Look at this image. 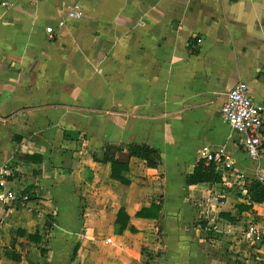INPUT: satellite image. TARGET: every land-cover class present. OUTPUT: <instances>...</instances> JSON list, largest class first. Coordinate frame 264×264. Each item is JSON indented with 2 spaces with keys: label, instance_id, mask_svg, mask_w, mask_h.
Returning a JSON list of instances; mask_svg holds the SVG:
<instances>
[{
  "label": "crops",
  "instance_id": "0c3cea01",
  "mask_svg": "<svg viewBox=\"0 0 264 264\" xmlns=\"http://www.w3.org/2000/svg\"><path fill=\"white\" fill-rule=\"evenodd\" d=\"M74 5L82 16L68 18ZM237 83L264 107V0H0V165L11 170L6 188L29 196L0 203V264H141L168 220L175 256L189 245L191 264H227L225 250L202 249L194 221L221 193L217 214L264 224V207L238 214L247 202L230 189L237 175L264 181V119L251 160L220 114ZM132 143L161 162L129 158L125 184L92 157ZM203 146L228 154L233 174L188 186ZM159 203V220L135 217ZM121 207L129 220L116 235ZM161 242L149 264H183ZM255 251L262 258L245 264H264V247Z\"/></svg>",
  "mask_w": 264,
  "mask_h": 264
},
{
  "label": "built area",
  "instance_id": "2783aa9c",
  "mask_svg": "<svg viewBox=\"0 0 264 264\" xmlns=\"http://www.w3.org/2000/svg\"><path fill=\"white\" fill-rule=\"evenodd\" d=\"M82 11L78 5H74L67 12L68 18H79ZM58 26H63V22H59ZM48 33L52 32L51 28H47ZM220 114L224 122L230 127L236 135V146L241 150L247 158L256 160L263 153V119L264 107L257 105L252 100L248 86L245 83L235 84L227 93L226 100L220 109ZM199 160L207 165H213L215 171L221 176L233 174V160L222 150H212L207 146L201 147L198 152ZM11 175L8 165H0V203L2 204H25L29 201V196L16 193L14 190L6 188L7 178ZM261 181V180H259ZM234 183L239 186L240 191L245 194V186L247 184L242 176H236ZM222 197L220 194L212 195L205 201L203 214L199 220H204L206 225L205 231L217 236H230L238 239L248 248L258 249L261 246L262 237L264 235V224L256 221L252 215L245 217V221L240 222L239 218L236 224L223 221L217 214V205H221ZM264 207V202L257 204ZM215 213V215H212ZM206 215V217H204ZM106 244H113L111 238L105 239Z\"/></svg>",
  "mask_w": 264,
  "mask_h": 264
},
{
  "label": "trees",
  "instance_id": "16d2710c",
  "mask_svg": "<svg viewBox=\"0 0 264 264\" xmlns=\"http://www.w3.org/2000/svg\"><path fill=\"white\" fill-rule=\"evenodd\" d=\"M77 135V134H76ZM64 138H69V133L64 132ZM76 139V136H75ZM111 150L114 151V155L111 156ZM123 154L125 157L120 158L119 155ZM98 155H101L98 158ZM94 161L109 163L111 167L110 177L113 180L126 183L122 178V173L128 171V160L129 158H136L144 162L147 168H156L160 162L161 158L155 149H152L145 144H121L116 146H106L98 152L92 154ZM222 181V176L220 173L215 171L213 165H205L203 161L199 160L193 168L192 173L186 176V185H197L202 183H220ZM245 194L242 198L247 202V204H240L235 206L237 208L238 214L244 211H249L253 204H260L264 202V181L250 180L245 186ZM162 209L161 203L157 205H151L149 208H143L135 214L137 218H147L153 220L160 219V211ZM219 218L234 224L236 219L235 216H231L230 212H220ZM129 220L128 215L124 212L121 207L117 213V218L114 225V232L116 235H122L126 229L127 222ZM202 228L205 227L206 223L200 224ZM161 233L160 228L157 229V234ZM261 246L264 247V235L262 237ZM76 249L73 254H75Z\"/></svg>",
  "mask_w": 264,
  "mask_h": 264
},
{
  "label": "rangeland",
  "instance_id": "374dc122",
  "mask_svg": "<svg viewBox=\"0 0 264 264\" xmlns=\"http://www.w3.org/2000/svg\"><path fill=\"white\" fill-rule=\"evenodd\" d=\"M234 193L238 194L240 192L239 186L238 185H233L230 188ZM221 194V193H220ZM223 200V199H220ZM220 207V206H219ZM203 208H200L198 210L199 211H203ZM218 209V207H217ZM189 219V216L186 218ZM199 222V223H198ZM204 221L203 220H199V221H194V224H202ZM201 227V225H200ZM201 232H199V239L202 240V249L206 250V251H210L209 253L212 256H219V251H221L223 249V251H226V258L228 257V259H226V263L227 264H245V261L250 262V260L256 262L258 261L256 258L260 257L262 258V256H260V254L256 253L255 250H253L252 248H248L247 246H245L243 243H241L238 239H234L233 237L230 236H217L214 235L212 233H209L208 231H205L204 229H199ZM161 233L156 234L155 233V243H158V246L160 248L152 250L150 247H146V248H142V259H141V264H149L150 262H152V257L156 258L159 257L161 258L162 255H164V251L159 250L163 247V242L161 241H165L166 244V248H168V256L166 257L170 262L171 260H174L175 258L178 257V252H181L179 255L182 258V262L183 264H188V260L189 263L190 262V258H185L184 256H186V251L189 245H184V247L180 248V251H177V254L175 256L174 251H175V243L177 242L176 239V235L174 233V227H173V223L172 221H169L165 224V229H164V234L165 236L162 234V231L160 230ZM159 241L161 244H159ZM212 247H216L219 248V250L217 251V249H215L213 251ZM221 249V250H220ZM217 251V252H216ZM185 254V255H184ZM192 255V253H191ZM224 255V254H223ZM30 260L34 261L35 263L39 262V258H37L36 256H32V258H29ZM43 263V262H42Z\"/></svg>",
  "mask_w": 264,
  "mask_h": 264
},
{
  "label": "water",
  "instance_id": "95a60500",
  "mask_svg": "<svg viewBox=\"0 0 264 264\" xmlns=\"http://www.w3.org/2000/svg\"><path fill=\"white\" fill-rule=\"evenodd\" d=\"M123 157H125V156L123 155Z\"/></svg>",
  "mask_w": 264,
  "mask_h": 264
}]
</instances>
